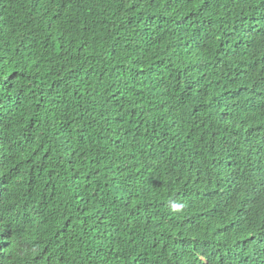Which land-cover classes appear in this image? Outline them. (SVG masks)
Segmentation results:
<instances>
[{
  "label": "trees",
  "instance_id": "obj_1",
  "mask_svg": "<svg viewBox=\"0 0 264 264\" xmlns=\"http://www.w3.org/2000/svg\"><path fill=\"white\" fill-rule=\"evenodd\" d=\"M0 162V264H264V0H0Z\"/></svg>",
  "mask_w": 264,
  "mask_h": 264
},
{
  "label": "rangeland",
  "instance_id": "obj_2",
  "mask_svg": "<svg viewBox=\"0 0 264 264\" xmlns=\"http://www.w3.org/2000/svg\"><path fill=\"white\" fill-rule=\"evenodd\" d=\"M38 148V145L36 143H32L30 142L29 145L26 147L24 154L26 156L31 155L34 150H36ZM1 168H2V162H0V173H1ZM20 183L19 182H15L13 184V187H19ZM5 243H7L6 245L8 246H12L14 248V250L18 253H24L28 251V247L31 245V243L29 242H25L23 244H20L21 241H14L11 236H7L5 238Z\"/></svg>",
  "mask_w": 264,
  "mask_h": 264
},
{
  "label": "clouds",
  "instance_id": "obj_3",
  "mask_svg": "<svg viewBox=\"0 0 264 264\" xmlns=\"http://www.w3.org/2000/svg\"><path fill=\"white\" fill-rule=\"evenodd\" d=\"M34 153V152H33ZM32 155V154H31ZM30 156V155H29ZM21 241H24V240H21ZM28 242V241H27ZM29 243H31V242H29Z\"/></svg>",
  "mask_w": 264,
  "mask_h": 264
}]
</instances>
